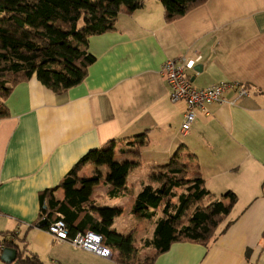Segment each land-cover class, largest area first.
Listing matches in <instances>:
<instances>
[{"label": "crops", "instance_id": "obj_1", "mask_svg": "<svg viewBox=\"0 0 264 264\" xmlns=\"http://www.w3.org/2000/svg\"><path fill=\"white\" fill-rule=\"evenodd\" d=\"M88 51L96 60L79 85L56 93L33 77L5 100L10 117L0 120V264L5 248L18 251L11 264L33 255L41 264L105 259L39 227V196L89 151L110 140L129 150L126 144L143 133L149 145L140 159H129L128 195L110 197L103 179L90 195L97 208L122 211L119 227L115 219L112 228L135 242L144 238L134 230L144 224L133 211L135 197L143 183H152L154 168L184 146L181 156H196L191 165L207 189L215 197L232 191L238 202L232 225L221 227L209 246L175 243L155 264H264V0H208L172 23L161 0H144L136 11L120 13L115 31L92 37ZM179 58L202 66V72L186 71L194 88L231 82L248 96L235 101L229 91L226 103L197 111L184 136L186 104L171 101L162 72L167 60ZM96 169L88 165L81 176L90 178ZM55 196L63 201L66 192L60 188ZM143 250V258L155 254Z\"/></svg>", "mask_w": 264, "mask_h": 264}, {"label": "trees", "instance_id": "obj_2", "mask_svg": "<svg viewBox=\"0 0 264 264\" xmlns=\"http://www.w3.org/2000/svg\"><path fill=\"white\" fill-rule=\"evenodd\" d=\"M143 2L0 0V120L10 117L5 100L17 85L33 77L56 93L82 83L96 60L88 51L90 39L115 31L120 13H132ZM207 2L161 0L165 21L179 20ZM126 145L129 150L120 149L116 140H110L89 151L56 187L41 192L38 224L45 221L42 228L48 230L62 220L71 238L79 233H96L102 236L103 245L111 249L112 259L120 264H134L132 260L140 248L131 235H120L112 228L122 211L99 209L90 200L93 187L102 179L109 185L110 197L128 195L126 179L134 166L129 159H140L142 149L149 145L147 133L134 136ZM183 149L181 146L166 164L157 166L152 183H143L135 197L134 213L154 222L153 236L143 240L141 249H153L155 254L145 257L141 264H155L175 243L209 246L221 227L228 230L232 225L228 220L238 196L230 191L215 197L191 165L196 156H181ZM88 165L97 168L90 178L81 176ZM60 188L66 192L63 201L55 196ZM20 262L41 264L34 255Z\"/></svg>", "mask_w": 264, "mask_h": 264}, {"label": "built area", "instance_id": "obj_3", "mask_svg": "<svg viewBox=\"0 0 264 264\" xmlns=\"http://www.w3.org/2000/svg\"><path fill=\"white\" fill-rule=\"evenodd\" d=\"M195 63L193 60L179 58L177 60H167L162 68L169 88L171 101L174 103L184 101L187 107L181 126V133L184 136L192 129L197 111L208 113L207 107L209 105L226 103V94L229 91L235 92V101L248 96V91L245 88L231 82H221L202 90L194 88L186 71L192 70ZM235 101H232L231 104H235ZM48 232L56 241L61 243L67 242L75 249H81L105 259L112 258L111 249L103 245L102 236L96 233H79L71 238L66 224L62 220L54 222L49 226Z\"/></svg>", "mask_w": 264, "mask_h": 264}, {"label": "rangeland", "instance_id": "obj_4", "mask_svg": "<svg viewBox=\"0 0 264 264\" xmlns=\"http://www.w3.org/2000/svg\"><path fill=\"white\" fill-rule=\"evenodd\" d=\"M160 165H162V164H158V166H160ZM122 220L127 221L126 216ZM141 220H143V219H141ZM143 221H144V224L142 225V227L138 226V227L134 228V230L136 231V233L139 232L140 236L142 235L144 237V238H142V240L148 239V238L150 239L153 236L152 234H153V230H154V222L153 221H145V220H143ZM120 223H121V220L116 219V221H115L116 227H119ZM142 240L136 242L135 246L139 245V248H141V242H143ZM140 250H143V249H140ZM143 252H150V249H144ZM117 254L118 253L116 252L115 257L117 256ZM141 254L142 253L134 256V258L132 260L134 262V264H139V263L141 264V262L144 259L143 256H145V255H141ZM87 264H120V263L117 262L116 258H114V259H101L99 257H95L91 262H88Z\"/></svg>", "mask_w": 264, "mask_h": 264}, {"label": "water", "instance_id": "obj_5", "mask_svg": "<svg viewBox=\"0 0 264 264\" xmlns=\"http://www.w3.org/2000/svg\"><path fill=\"white\" fill-rule=\"evenodd\" d=\"M194 70L196 72H202V66H196ZM191 82H194V78L191 79ZM44 224H45V221H42L39 224V227L44 226ZM17 254H18V251L16 249L5 248L1 255V261L4 262L5 264H11L17 259Z\"/></svg>", "mask_w": 264, "mask_h": 264}]
</instances>
